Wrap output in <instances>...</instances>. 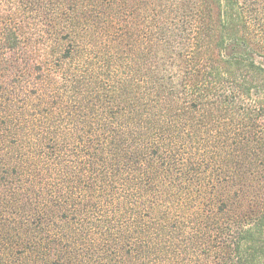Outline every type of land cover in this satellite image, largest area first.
Masks as SVG:
<instances>
[{"label": "trees", "instance_id": "16d2710c", "mask_svg": "<svg viewBox=\"0 0 264 264\" xmlns=\"http://www.w3.org/2000/svg\"><path fill=\"white\" fill-rule=\"evenodd\" d=\"M0 264H264V0H0Z\"/></svg>", "mask_w": 264, "mask_h": 264}]
</instances>
